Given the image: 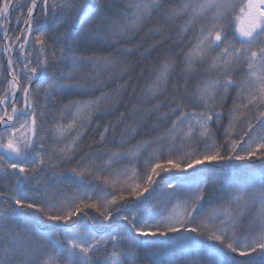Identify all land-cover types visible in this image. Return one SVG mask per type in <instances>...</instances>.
Returning <instances> with one entry per match:
<instances>
[{"label": "snow or ice", "instance_id": "obj_1", "mask_svg": "<svg viewBox=\"0 0 264 264\" xmlns=\"http://www.w3.org/2000/svg\"><path fill=\"white\" fill-rule=\"evenodd\" d=\"M0 41V264H264V0H0ZM86 64L128 79L64 102Z\"/></svg>", "mask_w": 264, "mask_h": 264}, {"label": "trees", "instance_id": "obj_2", "mask_svg": "<svg viewBox=\"0 0 264 264\" xmlns=\"http://www.w3.org/2000/svg\"><path fill=\"white\" fill-rule=\"evenodd\" d=\"M84 2V0H82V3ZM114 19H121V17H114ZM161 18L159 16H154L153 17V24L157 23ZM187 19V17H183L180 20L175 21V24L173 25V27H175V25H179L181 23H183V20ZM57 23H59V21H57ZM20 28H23L24 25L20 24L19 26ZM89 27V25L86 23L84 25V28L87 29ZM11 29L12 30H16L17 34H19V31L17 29V25L15 23V20H13L12 24H11ZM63 32H65L66 35V43L70 46L73 47V51L75 52V54L77 55H92L93 53L90 51H83L82 48L80 47V45L83 42V34L78 33L76 31H74L72 29L71 24L67 25L66 27H64L62 29ZM11 34V31H10ZM189 35H191V33H189ZM144 34H141V37H143ZM139 39V38H138ZM154 38L153 37H147V42L145 43V47H148L149 44L152 43V40ZM0 43H6V42H2L0 41ZM126 45L123 44H117L114 47H105L102 51H97V55H119V53L116 52V49L121 48V47H125ZM128 47H131V45H127ZM143 50V49H142ZM174 51L176 49H173ZM7 59L6 56H0V63H3L5 60ZM129 60H133L137 67L135 68L134 71L131 72V77H132V82L134 84H136V95L137 97L142 95L141 89L145 88L147 84H149L152 80V69L158 68L159 67V60L156 59V53H153L152 56L148 57L147 59L144 60H139L138 58L135 57H128ZM141 69H143L144 71L141 73ZM70 68H64V71L67 72L69 71ZM120 67L119 66H115V67H104V66H97V67H93L90 64H86L84 65L81 70L79 75L81 76H88L91 75L93 77H97L98 80L100 82L103 83V87L100 89V91H95L92 93H89L88 95H75V96H65L63 97L64 102H66L67 100L70 99H76V100H83V99H91L94 98L96 96L101 95V92H108L111 91L112 89H114L116 87V81L119 80V83H123L124 80L128 79V76H124L123 78H119L118 74L120 72ZM4 76L7 75V73H3ZM244 75L243 72H239L236 74L237 79L242 78V76ZM61 83H65L66 81L61 80ZM195 82V81H194ZM88 83L92 84V83H96L95 80L92 81H88ZM129 91H131V89H129ZM232 95L234 96L236 93V89L233 88L231 90ZM124 100L127 101L128 100V96L125 95ZM136 102V101H134ZM155 102V101H153ZM232 103L231 99H229L227 101V104L230 106ZM151 105H145V107H150ZM131 109V105H129L128 109H125L123 106H121L119 108V110L112 116L110 117H106L101 121V125H103V123H105L107 120H115L118 116L120 112H126V111H130ZM225 113H227V108H225ZM139 115V114H137ZM129 119H131L129 117ZM154 119V117H153ZM127 122V121H126ZM95 123V122H94ZM148 123H151V120L148 121ZM224 123L227 124V119L224 120ZM123 130V125H121L118 129H117V138L119 137V133ZM146 130V126L144 129H141V135L137 136V138L135 140H132L130 143L124 144V145H120V144H111L109 145V147L113 148V149H129L131 148L133 145H135L137 143V141L142 140V139H147L148 137L143 135V132ZM165 129L161 128L159 131L163 132ZM157 133L152 132L150 133V135H156ZM85 143H87V139H85ZM78 159V157H77ZM75 164V161H73L72 164L70 165H64V167H71ZM254 167L259 168L260 165H254ZM205 176L208 179L209 184L212 183V180L214 178H216V172L215 170H206L205 171ZM171 182V181H170ZM161 187H163V185H161ZM180 199H184L183 194H181ZM220 201H217V203H219ZM207 207V205H206ZM255 214V209H253L252 213L249 214V218L251 215ZM141 257L143 258V252H141ZM145 264H148V261L145 258Z\"/></svg>", "mask_w": 264, "mask_h": 264}]
</instances>
